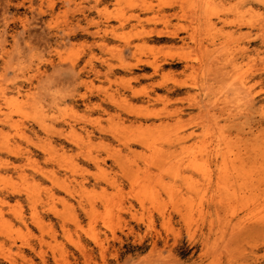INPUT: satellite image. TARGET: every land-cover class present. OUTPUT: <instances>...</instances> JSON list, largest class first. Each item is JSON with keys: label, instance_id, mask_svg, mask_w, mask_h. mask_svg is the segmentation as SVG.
Segmentation results:
<instances>
[{"label": "rangeland", "instance_id": "obj_1", "mask_svg": "<svg viewBox=\"0 0 264 264\" xmlns=\"http://www.w3.org/2000/svg\"><path fill=\"white\" fill-rule=\"evenodd\" d=\"M262 109L264 0H0V264H264Z\"/></svg>", "mask_w": 264, "mask_h": 264}, {"label": "bare ground", "instance_id": "obj_2", "mask_svg": "<svg viewBox=\"0 0 264 264\" xmlns=\"http://www.w3.org/2000/svg\"><path fill=\"white\" fill-rule=\"evenodd\" d=\"M173 35L175 36L176 34H174L173 33ZM158 36H162L161 34H158ZM256 38H257V36H256ZM182 40V39H181ZM262 111V115H264V110L262 109L261 110ZM140 144H142V143H140ZM143 145V144H142ZM220 145H222V144H219V146ZM226 145V144H225ZM223 149H225V150H222L221 148L219 149H216V151H215V153L214 154H212V159L213 160H218V159H222V161H221V159H220V162H222V163H225V161H227V162H229L230 164V166H231V169H232V171L234 172V174L236 175V177H240V174H242V169H244V168H246V161L247 160H249V159H252V160H254V162H255V164L257 163V161L258 160H260V161H262L261 160V157H260V154H259V152L257 153L256 151H257V149H253L254 151H251L250 149L248 150V152L246 153V154H250L251 153V157L252 158H249V159H246L244 156H242V154L240 153V152H236V151H233V149H232V147H229V146H227V148H223ZM227 149V150H226ZM241 151V150H240ZM243 151V150H242ZM15 156H17V155H15ZM223 165H225V164H222L221 166H223ZM225 166H223L222 168H224ZM260 167V169L262 168V166H257V168H259ZM15 168V167H14ZM256 169V168H255ZM256 172H261L262 173V171H259L258 169H256ZM249 174V173H248ZM252 174V173H251ZM245 175H247V174H245ZM243 177V176H242ZM251 177V176H250ZM255 177V176H254ZM239 179V178H238ZM257 179V178H256ZM232 180V179H231ZM257 180H259V179H257ZM217 182V181H216ZM235 182V181H234ZM239 182V181H238ZM218 184H220V183H216V185H218ZM221 185V184H220ZM223 185V187H226L224 184H222ZM221 185V186H222ZM233 190V189H232ZM229 191V190H228ZM249 191V190H248ZM254 190H252V192H253ZM259 191V190H258ZM227 192V191H226ZM236 192V191H235ZM238 192V191H237ZM236 192V193H237ZM230 193V192H229ZM257 193V192H256ZM231 194H232V192H231ZM234 194V193H233ZM232 194V195H233ZM236 195V194H235ZM234 195V196H235ZM251 198V197H250ZM252 199V198H251ZM253 199H254V197H253ZM252 199V200H253ZM0 212H2V210L0 211ZM254 215H256V214H254ZM253 215V216H254ZM257 215H259V214H257ZM258 217V216H257ZM260 223L259 224H261L262 223V220L260 219ZM253 227V226H252ZM256 228V227H255ZM253 229V230H256V229ZM258 228H259V226H258Z\"/></svg>", "mask_w": 264, "mask_h": 264}]
</instances>
